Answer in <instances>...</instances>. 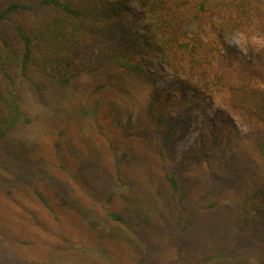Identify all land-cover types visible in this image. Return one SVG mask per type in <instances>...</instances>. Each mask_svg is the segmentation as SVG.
I'll return each mask as SVG.
<instances>
[{
  "label": "rangeland",
  "instance_id": "obj_1",
  "mask_svg": "<svg viewBox=\"0 0 264 264\" xmlns=\"http://www.w3.org/2000/svg\"><path fill=\"white\" fill-rule=\"evenodd\" d=\"M129 7L134 31L144 35L143 9L136 0H129ZM225 41L238 57L262 62L264 34L231 30ZM135 51L145 67L142 73L104 69L108 53L98 47L93 65L102 67L58 93L56 113H47L43 98L24 95L30 121L0 141V250L18 264H139L144 250L127 239L148 232L132 219L127 227L112 221L108 212L128 213L154 195L144 189L160 184L157 146L169 130L174 140L168 165L192 197H200L213 182L219 192L212 196L222 195L225 204L231 199L238 214L235 200L264 182V159L252 144L256 127L231 109L225 92L198 97L179 87L156 51L144 44ZM97 100V117L82 113ZM213 130L218 138L211 136ZM192 169L201 178L195 182L199 195L195 184L184 180ZM235 185L236 194H228L226 189ZM225 211L201 215L213 221L223 216L233 227L237 215ZM202 226L185 236L187 243L195 233L208 239Z\"/></svg>",
  "mask_w": 264,
  "mask_h": 264
},
{
  "label": "trees",
  "instance_id": "obj_2",
  "mask_svg": "<svg viewBox=\"0 0 264 264\" xmlns=\"http://www.w3.org/2000/svg\"><path fill=\"white\" fill-rule=\"evenodd\" d=\"M136 1L147 19L144 35L130 23L135 15L129 0H0V141L30 121L26 93L43 98L39 101L47 113H56L58 93L85 72L102 66L144 72L135 51L144 44L159 54L180 88L207 98L215 91L225 92L231 109L256 127L252 144L264 159V47L259 50L262 62L257 64L238 57L225 41L231 30L264 34V0ZM98 47L107 50L108 61L95 67ZM100 103L97 100L82 113L97 117ZM210 134L218 138L215 130ZM162 140L157 146L160 184L154 190L144 189L145 194L154 191V195L140 200L128 213L108 212L110 220L127 227L132 219L148 232L147 236L130 232L135 239H127L144 250L139 264H264V182L254 193L235 200L238 214L231 199L225 204L222 195L212 196L213 191L219 192L212 178L207 192L192 197L182 189L178 172L168 165L173 160V132L169 130ZM198 178L192 169L184 180L195 184L199 195ZM237 188L231 186L226 192L236 194ZM40 198L48 204L45 197ZM224 208L237 215L231 219L233 227L223 216L213 221L201 215ZM202 224L208 239L203 241L195 233L187 243L185 236L198 232ZM0 251V264H18Z\"/></svg>",
  "mask_w": 264,
  "mask_h": 264
}]
</instances>
